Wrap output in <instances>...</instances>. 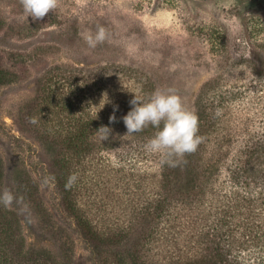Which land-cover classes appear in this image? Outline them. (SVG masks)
Masks as SVG:
<instances>
[{
  "label": "rangeland",
  "instance_id": "obj_1",
  "mask_svg": "<svg viewBox=\"0 0 264 264\" xmlns=\"http://www.w3.org/2000/svg\"><path fill=\"white\" fill-rule=\"evenodd\" d=\"M101 26L109 39L89 48L83 37ZM0 67L5 74L0 83V194L13 193L10 208L18 213L26 242L58 254V245L40 225L39 211L21 197L15 178L18 168L30 170L41 202L71 229L49 177L51 154L32 131L27 135L19 129V120L42 94L38 78L52 74L58 79V98L77 96L73 100L80 103L81 89L88 99L100 95L98 102L106 107L130 104L138 91L147 100L157 89H172L194 113L200 97L201 105L213 108L221 120L211 137L224 142L223 151L235 153L264 130V0H60L56 10L35 22L20 0H0ZM145 155L148 160L131 169L144 181L112 187L117 199L112 209L121 229L164 194L158 159ZM214 176L204 199L171 201L153 219L155 237L139 240L146 262L206 264L200 257L208 253L246 262L264 254V183L238 186L224 169ZM138 231L129 238H137ZM70 234L72 263L97 264L78 233ZM129 241L107 250L130 264Z\"/></svg>",
  "mask_w": 264,
  "mask_h": 264
},
{
  "label": "trees",
  "instance_id": "obj_2",
  "mask_svg": "<svg viewBox=\"0 0 264 264\" xmlns=\"http://www.w3.org/2000/svg\"><path fill=\"white\" fill-rule=\"evenodd\" d=\"M4 79V70L0 67V83ZM91 84L97 83L93 80ZM38 86L42 94L34 103L35 107L31 104L25 112V120H19V129L27 135L32 131L33 137L51 154L49 177L59 199L60 212L69 219L65 224L71 229L67 230L64 224L57 222L44 206L39 198L37 179L22 166L15 175L19 193L39 211L40 225L56 242L59 253L55 254L45 246L28 244L18 213L0 204V264H73L71 232L78 233L97 264H124L116 252L107 250L116 247L123 239L130 240L129 246L125 247L130 264H151L142 258L146 250H142L143 244L139 240L155 237L157 225L152 221L159 217L167 203L204 199L206 188L212 186L216 180L214 174L221 169L229 173V180L238 186L264 183V130L260 136L243 141L235 153L223 151L224 142L211 137L214 131H218L221 120L213 108L209 111L205 104L201 105L199 97L194 113L198 116V135L202 142L194 153L178 158L174 167L161 164V157L154 154L158 168L162 170L164 194L153 206L149 205V209L145 205L139 219L134 217L135 222L121 229L116 210L112 209L117 200L113 197L112 187L120 181L126 186H138L144 181L131 169L148 160L144 145L157 129L149 126L142 132L126 134L122 117L132 105L118 107L109 104L106 107L98 102L100 95L88 99L85 90L81 89L79 95L84 100L81 99L80 103L73 100L77 96L69 101L58 98L61 87L52 74L38 78ZM71 91L74 92V88ZM113 114L116 120L110 123L109 117ZM101 126L111 129L107 140L101 141L102 133L97 131ZM229 139L232 140L228 138L227 144L232 142ZM112 152L113 159L110 158ZM72 174L77 176V180L70 189H66L65 184ZM3 175L0 157V183ZM137 229V238L130 239L131 234L135 237ZM200 260L206 264H264V254L259 253L246 262L218 258L213 253L200 257Z\"/></svg>",
  "mask_w": 264,
  "mask_h": 264
},
{
  "label": "clouds",
  "instance_id": "obj_3",
  "mask_svg": "<svg viewBox=\"0 0 264 264\" xmlns=\"http://www.w3.org/2000/svg\"><path fill=\"white\" fill-rule=\"evenodd\" d=\"M79 2V0H78ZM23 11L27 18L40 21L56 10L60 0H20ZM83 39L89 48L94 49L97 45L109 39V34L104 27H98L95 34H86ZM175 65L171 71L175 70ZM132 105L130 111L122 117L126 126V134L142 132L152 126L157 129L146 144L144 149L150 154H158L161 157V164L176 166L178 158L194 153L202 137L198 135V116L185 108L181 97L174 90L157 89L145 100L140 95L134 93L129 101ZM115 115L109 117V121L115 122ZM35 122V121H33ZM101 132V141L107 140L111 129L101 126L97 130ZM77 176H69L65 184L66 189H70L76 182ZM15 197L9 190L0 194V204L10 207Z\"/></svg>",
  "mask_w": 264,
  "mask_h": 264
}]
</instances>
